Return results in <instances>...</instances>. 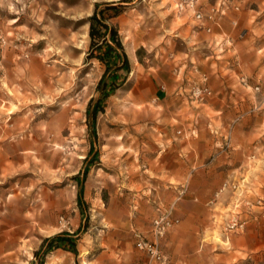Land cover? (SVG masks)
<instances>
[{"label": "rangeland", "instance_id": "rangeland-1", "mask_svg": "<svg viewBox=\"0 0 264 264\" xmlns=\"http://www.w3.org/2000/svg\"><path fill=\"white\" fill-rule=\"evenodd\" d=\"M180 1L0 0V264L38 262L35 253L45 239L78 231V255L55 249L44 264H160L137 247L136 235L152 241L153 222L164 214L174 224L157 243L165 264H172L161 241L180 223L174 212L191 182L146 226L135 223L133 207L151 195L142 187L163 180L151 169L166 139L210 135L219 139L220 154L259 153L255 168L261 171L235 179L231 210L222 206V185L215 195L219 217L201 251L208 254L207 264H264V111L255 119V137L251 114L205 112L213 91L203 101L191 95L202 73L188 88L189 113H164L154 100L164 74L189 68L180 64L179 53L187 52L182 28L209 20L199 21L189 7L180 10ZM111 2L121 12L108 22L119 32L130 71H117L119 87L103 93L98 86L106 66L87 59L89 18L96 4ZM227 3L199 0L197 8L206 15L217 11V22L211 20L217 24ZM97 104L102 111L93 130L87 110L92 113ZM187 122L197 129H185ZM233 221L245 225L231 230ZM236 238L243 251L234 250ZM116 248L122 257L113 254Z\"/></svg>", "mask_w": 264, "mask_h": 264}, {"label": "crops", "instance_id": "crops-1", "mask_svg": "<svg viewBox=\"0 0 264 264\" xmlns=\"http://www.w3.org/2000/svg\"><path fill=\"white\" fill-rule=\"evenodd\" d=\"M225 1L228 8L217 24L208 20L182 28L187 52L179 53L183 57L180 64L189 68L184 74L181 70L176 75L164 74L155 89L154 100L161 103L164 113H189L192 107L188 88L202 73L208 76L213 91V97L203 106L204 111L220 115L251 114L255 137L259 129L255 119L264 111V104H260V100L264 102V0ZM242 78L248 83L244 84ZM184 127L197 129L193 122H187ZM166 141L167 148L158 154L151 169V173H156L153 177L162 176L163 180L141 188L151 195L143 201L137 200L132 214L136 224L146 226L153 216L166 211L187 181L191 182L189 193L174 212L180 223L168 231L161 244L170 253L172 264H207L208 254L201 250L208 227L219 217L214 211L219 203L215 195L225 183L220 192L222 206L233 209L236 199L232 195L238 182L235 179L259 174L261 170L255 168V162L261 159L260 154H220L219 139L211 135L174 137ZM203 146L209 153L204 152ZM243 248L242 241L234 239V250L239 252ZM113 254L123 255L118 248Z\"/></svg>", "mask_w": 264, "mask_h": 264}, {"label": "trees", "instance_id": "trees-1", "mask_svg": "<svg viewBox=\"0 0 264 264\" xmlns=\"http://www.w3.org/2000/svg\"><path fill=\"white\" fill-rule=\"evenodd\" d=\"M106 11H114L113 15H109ZM120 7L111 3H102L96 4L95 11L93 15L89 18L90 30L89 37L91 40L90 51L87 56V59H97L106 66L105 73L99 82V88L103 90V93L106 91L107 87L111 90H116L119 85L117 84L118 75L117 71L123 69L127 72L130 71V62L125 52L123 42L120 38L118 30L113 27L108 20L112 17H117L120 14ZM113 72L111 79L107 82L109 73ZM109 94H105L104 97H107ZM102 111L100 104H97L91 113L90 108L87 110V114L92 115L93 124L92 129H95V119L97 114ZM93 150V146L91 151ZM98 155L96 154L95 160H97ZM95 161L91 162L90 166L94 164ZM87 174V170H85ZM77 179V177H76ZM83 203V186L80 183V190L78 192V204L81 206ZM81 231L75 233L62 232L51 238H47L41 245L40 250L35 253V257L38 260L31 261L29 264H44L45 255L55 249H65L75 255H78L77 251V241L78 235Z\"/></svg>", "mask_w": 264, "mask_h": 264}, {"label": "built area", "instance_id": "built-area-1", "mask_svg": "<svg viewBox=\"0 0 264 264\" xmlns=\"http://www.w3.org/2000/svg\"><path fill=\"white\" fill-rule=\"evenodd\" d=\"M199 0H181L178 3V6L180 10H184L186 7L191 8L194 13L196 19L199 21H205L206 19L213 20L217 22V11H213V13L206 15L202 10L197 8ZM223 14V12H222ZM208 32L211 31V28L207 29ZM243 83H248L244 78ZM256 90H259V87L255 88ZM212 94V90L208 86V76L202 75V82L199 84H196L193 87V90L191 92V95L193 98H195L198 101L205 100L208 96ZM174 224V222L170 219L169 214H164L156 218L153 222V236L154 239L152 241L145 240L141 235L137 234V247L144 251L151 260L157 261L160 264H165L167 262V258L162 254V252L159 249L157 240L161 238L165 231L171 227ZM244 223H240L238 221H233L229 228L232 229H239L244 227Z\"/></svg>", "mask_w": 264, "mask_h": 264}]
</instances>
